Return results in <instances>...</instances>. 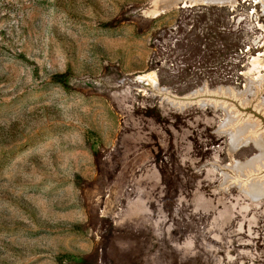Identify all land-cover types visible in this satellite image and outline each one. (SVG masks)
Here are the masks:
<instances>
[{
  "label": "rangeland",
  "instance_id": "1",
  "mask_svg": "<svg viewBox=\"0 0 264 264\" xmlns=\"http://www.w3.org/2000/svg\"><path fill=\"white\" fill-rule=\"evenodd\" d=\"M263 10L0 0V264H264V197L224 175L259 148L172 104L247 92L264 132Z\"/></svg>",
  "mask_w": 264,
  "mask_h": 264
},
{
  "label": "bare ground",
  "instance_id": "2",
  "mask_svg": "<svg viewBox=\"0 0 264 264\" xmlns=\"http://www.w3.org/2000/svg\"><path fill=\"white\" fill-rule=\"evenodd\" d=\"M161 3L167 4L170 0H160ZM192 5L194 4H235L237 0H190ZM264 3V0H260ZM160 3V2H159ZM172 3V2H171ZM174 3V2H173ZM264 11V10H263ZM264 26V25H263ZM260 55L254 56L253 62L259 59ZM260 65V64H259ZM257 92V91H256ZM253 94V96L256 94ZM247 93V92H246ZM244 92H235L232 88L220 87L217 90L207 89L206 87L198 89L193 93L187 95L183 100H172V104L178 107L188 106L192 103H198L200 106L214 105L221 107L226 111L227 116L221 124V128L229 135L232 148H236L241 144H247L254 142L255 146L259 148L260 153L251 157L248 160H236L235 163L230 167H225L227 170L224 171L225 184H234L252 198L259 199L264 197V132L254 129L250 131V124L246 120L240 122L239 116L235 109H233V99H242V102L250 100L245 97ZM168 95V94H167ZM171 99H173L171 97ZM235 101V100H234ZM233 101V102H234ZM234 106V105H233ZM261 106V105H259ZM258 126V125H257ZM222 168V167H220Z\"/></svg>",
  "mask_w": 264,
  "mask_h": 264
},
{
  "label": "crops",
  "instance_id": "3",
  "mask_svg": "<svg viewBox=\"0 0 264 264\" xmlns=\"http://www.w3.org/2000/svg\"><path fill=\"white\" fill-rule=\"evenodd\" d=\"M172 2V3H171ZM174 2V3H173ZM183 2V0H170V1H168V3L167 4H164V9H168V8H170V7H172V6H175V5H177L178 3H182Z\"/></svg>",
  "mask_w": 264,
  "mask_h": 264
}]
</instances>
